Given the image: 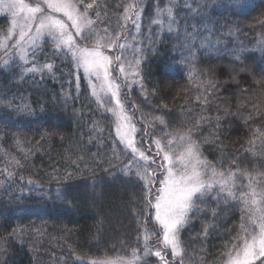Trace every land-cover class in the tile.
Wrapping results in <instances>:
<instances>
[{
    "label": "trees",
    "instance_id": "1",
    "mask_svg": "<svg viewBox=\"0 0 264 264\" xmlns=\"http://www.w3.org/2000/svg\"><path fill=\"white\" fill-rule=\"evenodd\" d=\"M166 2L160 0V6ZM196 2L199 15L179 0L178 31L170 33L151 24L156 0H143L140 76L123 88L126 105L138 128L157 138L165 130L187 133L202 116L192 132L202 158L225 173L238 168L264 173V0H241L249 5L243 10L230 8L233 0ZM128 3L132 0H98L100 19L116 27ZM193 25L195 56L184 46L185 30L192 32ZM7 26L0 16V34ZM202 38L212 46L200 48ZM235 50H241L239 59ZM28 57L52 69L23 74V63L0 64V264H88L130 256L134 248L140 255L152 247L162 251L157 235L144 247L145 227L153 229L152 210L145 209L144 181L134 171H121L130 156L116 142L112 115L50 40ZM128 58L133 59L130 53ZM209 78L216 84L210 95ZM241 214L239 205L210 197L181 231L183 254L177 261L224 264ZM145 262L158 261L149 255Z\"/></svg>",
    "mask_w": 264,
    "mask_h": 264
},
{
    "label": "snow or ice",
    "instance_id": "2",
    "mask_svg": "<svg viewBox=\"0 0 264 264\" xmlns=\"http://www.w3.org/2000/svg\"><path fill=\"white\" fill-rule=\"evenodd\" d=\"M142 5L143 0L124 5L122 19L117 21L116 27H112L110 21L100 19L98 0H32L31 3L7 0L4 6L13 17L7 39L12 38L15 30L19 31L18 39L10 47L7 43L0 45V51L9 58L4 63L8 64L18 57L23 62V74H34L45 69L50 71L51 64L37 66L34 60H28V56L40 50L41 43L47 39L52 41L56 51L70 57L78 73L82 72L97 104L115 117L116 142L123 146V153L130 156L121 171L125 174L134 171L144 181L145 209L154 210L148 212L149 216H154L153 229L145 227L143 233L145 249H148L150 236L157 235L164 249H171L173 258L182 257L180 233L192 219L190 214L202 211V205H206L211 197L217 204L223 201L241 207L239 230L224 253L227 257L224 264H256L257 261L264 264V173L253 175L239 168L225 173L202 158L200 144L192 137L194 128L198 129L201 121L205 120L202 116L187 133L173 135L165 130L157 138L145 131L138 146L137 129L132 123V116L125 112L121 89L129 86V77L140 76L143 42L138 40V36ZM183 6L193 15H199L200 5L196 0L191 3L184 0ZM248 6L241 0H233L229 5L240 10ZM178 8L179 0H167L163 7L160 0H156L151 24L160 29L167 27L170 33L178 31ZM192 27V32L185 30L189 42L184 46L191 56H195L193 48L197 30L196 25ZM211 46L207 38L201 39L200 48ZM261 47H264V41ZM239 51L233 52L236 59L240 58ZM129 53L133 59L128 58ZM29 63L31 67H23ZM215 87L216 84L209 78L205 91L210 95ZM207 102L205 96L204 103ZM156 119L160 124H165L162 118ZM146 136H150L151 143L145 148ZM165 137L168 139L165 140ZM16 163L19 164L18 161ZM241 180L246 182H239ZM157 184L160 186L156 187ZM139 251L134 248L130 256L90 260L88 264H146ZM152 254L164 260L161 251L144 252V256ZM178 264H183V259Z\"/></svg>",
    "mask_w": 264,
    "mask_h": 264
},
{
    "label": "rangeland",
    "instance_id": "3",
    "mask_svg": "<svg viewBox=\"0 0 264 264\" xmlns=\"http://www.w3.org/2000/svg\"><path fill=\"white\" fill-rule=\"evenodd\" d=\"M25 2L31 3L32 0H25ZM134 2L135 1L132 0V3H134ZM6 3H7V0H0V16L5 17L8 20V26H7V28L4 31H2V34H0V45H3L4 43H7L9 45V47H10L12 44H14L16 42V39H18V31L19 30L18 29L15 30L14 33H13V35H12V38L11 39H7L8 32L12 28V20H13V17L11 15L10 11L4 6ZM51 45H52V48L54 49V45H53L52 41H51ZM8 59L9 58L7 56H4L3 55V51H0V64H2V65H9V64H11L13 62L23 63L17 57L14 60H10L8 64H5L4 61L5 60H8ZM28 60H29V57H28ZM136 78L137 77H129V80H128L129 86L128 87H130V85H132L133 83H135L137 81ZM123 88L124 87H122V89H121V99H122V102L124 103L125 112H126L127 115L132 116V113L129 111V108L126 105L127 98L125 97V93L123 91ZM112 117H113V120H114V123H115V117L113 115H112ZM132 123L135 124V122L133 120V116H132ZM135 126H136V129H137L135 135H136L137 142H138V146H139L140 137L141 136H144V132L145 131H147L148 133H150V132L147 129L145 131H144V129H143V131H141L136 124H135ZM115 133H116V130H115ZM150 135H151V133H150ZM145 141H146V143L144 144V147L146 148L148 146V144L151 143L150 136H146L145 137ZM153 147H154V145H153ZM159 186H160L159 184L156 185V187H159ZM153 192H155V189H153ZM87 198L88 199L90 198L93 201V199H95L96 196H95V194L93 192H90V196L87 197ZM152 212H154V210H152ZM122 217H123V215H122ZM152 217H153V221H154V216H152ZM152 245H154V244H152ZM161 245L163 247V244L162 243H161ZM159 249H160L159 246H158V248L152 247V249H150L149 251L151 253H154L155 251H159ZM161 252H162V255H164V260H161L160 257H156L155 256L156 257V260L158 261L156 264H165V262H167V264H176L178 262L177 260H178L179 257L173 258L172 255H171V249L170 248L169 249H163ZM152 255H154V254H152ZM141 257H142V260H144V261L147 259V256H144V254H142Z\"/></svg>",
    "mask_w": 264,
    "mask_h": 264
}]
</instances>
